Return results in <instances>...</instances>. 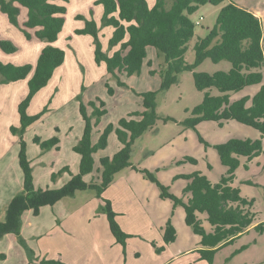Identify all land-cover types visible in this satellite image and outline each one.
<instances>
[{"label": "trees", "instance_id": "trees-1", "mask_svg": "<svg viewBox=\"0 0 264 264\" xmlns=\"http://www.w3.org/2000/svg\"><path fill=\"white\" fill-rule=\"evenodd\" d=\"M57 1L67 3L69 0H0V12L11 25L20 29L27 40L37 39L51 44L58 39L66 24V7L57 4ZM224 1L226 0H155L153 5H149L147 0H94V5L102 7L101 25L112 28L107 51L102 50L94 19H86L84 27L74 32L76 35H89L93 38L95 63H104L106 73L115 77L120 85L123 84L118 76L124 74L130 77L140 73L148 47L154 48L157 57L163 59L160 92H165L176 84L180 73L192 72L206 59L213 63H230L228 71L211 74L193 72L194 86L203 93V99L191 110L183 124L196 131V127L202 122H214L223 126L232 120L251 127L264 136V19L260 20L254 12L229 0L220 9L215 25L204 37L194 33L196 25L190 17L198 8L208 3L220 5ZM22 9L26 10V19L20 24L18 17ZM0 48L7 54L16 51L13 44L7 41H0ZM189 48L194 56L191 63L185 60ZM64 62L65 52L50 45L40 50L33 64L15 66L0 62V85L25 80L30 75L27 81L28 92L17 107L19 125L10 128L11 134L19 138L18 162L24 177L23 189L7 205L4 220L0 222V240L6 234H14L18 244L24 249L28 264H67L60 257L46 259L36 256L20 234L22 214L31 210L37 215L41 207L52 206L79 191H93L101 202L97 213L102 212L107 216L112 236L124 246L129 235L119 226L117 214L113 212L110 201L103 198V193L112 184L114 176L126 168L138 171L145 179L154 183L161 199L169 200L174 207L183 208L185 224L200 238L203 247L195 251L200 260L211 264L222 248L233 244L245 233L250 230L262 233L264 223L257 222L253 211L254 201L242 197L240 190L232 186L234 174L240 166L239 158L243 157L249 162L262 154L261 140L232 138L215 145L219 161L226 167L225 176L218 183L210 182L200 173L177 176L187 180L182 198L169 193L168 187L162 185L153 173L132 165V145L160 119L156 113L157 91L141 93L143 110L129 114V118H121L116 126L108 125L96 143L91 139L94 124L85 105L80 103L79 111L84 128L73 147V151L80 156L79 172L61 188L35 189L22 138L26 130L48 110L45 108L30 115L28 108L33 97L48 85L55 70ZM250 86H259L253 96L246 95L238 100L231 98L232 94ZM106 87L112 94L108 84ZM212 88L216 89L217 95L211 94ZM96 100L99 101V107L95 106V102H90V105L94 107L92 116L99 123L107 111L105 104L98 98ZM133 116L139 119L131 118ZM169 120L172 119L165 118L164 122ZM112 133L117 137L119 150L112 157H101L99 175L96 179L91 177L89 182L86 181L85 176L94 172L93 155L107 147ZM33 140L43 150L52 147L58 149L55 138L43 142L39 137ZM199 140L203 143L201 138ZM184 160L196 163L191 157ZM245 168L247 169V163ZM175 237L176 231L168 220L163 230V244L173 242ZM152 246L155 248V245ZM244 248L241 247L235 253ZM2 259H5V255L0 253V260Z\"/></svg>", "mask_w": 264, "mask_h": 264}, {"label": "rangeland", "instance_id": "rangeland-1", "mask_svg": "<svg viewBox=\"0 0 264 264\" xmlns=\"http://www.w3.org/2000/svg\"><path fill=\"white\" fill-rule=\"evenodd\" d=\"M147 1L149 5H153L155 2V0ZM232 1L244 9L254 12L260 20L264 19V0ZM56 3L66 7V24L58 39L51 44L37 39L27 40L20 29L11 25L7 17L0 12V41L10 42L16 50L14 53L7 54L0 48V62L15 66L33 64L41 48L47 45L65 52V64L55 71L48 86L34 96L32 105L28 109L29 114L30 112L37 114L45 108L48 110L44 114L45 119L31 132L26 130V134L24 133L25 136L23 135L22 138L26 145L25 153L32 170L34 188H61L73 175L79 172L80 156L73 151V147L80 139L84 128V121L79 111L80 103L85 105L86 112L94 124L91 139L93 143H96L99 135L108 125L116 126L121 118H129V114L143 110L141 93L157 91L156 113L160 119L132 145L130 160L132 165L153 173L162 185L168 187L169 193L182 198L187 180L177 176L200 173L212 183H218L225 176L226 167L220 163L215 145L232 138L261 140L263 153L255 157L247 169L245 168V158H239L240 166L234 174L232 186L240 190L242 197L254 201L253 211L256 214L257 222L264 223V136H261L255 129L232 120L223 126H218L214 122H202L196 127V131L186 128L183 124L191 110L203 99V93L194 86L193 72L211 74L216 71H228L231 64L226 61L213 63L206 59L192 72L180 73L176 84H173L167 91L160 92L162 80L160 72L163 59L157 57L154 48L148 47L140 73L130 77L124 74L118 76L119 81L123 84L120 85L115 77L106 73L104 63L100 65L95 63L93 38L89 35H76L74 32L76 29L84 27L86 19H94L100 45L106 52L109 39L112 36V28L103 27L100 23L102 7L94 5L93 0H69L67 3L60 1ZM228 3L229 0H226L220 5L208 3L200 6L190 17L193 22L199 21V25L195 26V35L204 37L207 31L215 25L220 9ZM25 18L26 10L22 9L18 23L24 21ZM262 30L264 36V22ZM193 59V52L189 48L185 54V60L191 63ZM106 84L112 89V94L108 92ZM23 85L21 83L18 84V88L17 85L4 88L0 90V96L4 94L10 95V97L16 96V91ZM8 89L15 90L9 92ZM258 89L259 86H250L232 94L231 98L238 100L246 95L251 97ZM211 94L217 95L218 92L212 88ZM97 98L105 104L107 111L100 118L99 123L92 116L94 107L90 105V102H95V106L99 107ZM131 118L139 119L135 116ZM165 118L172 120L164 122ZM35 137H39L42 142L55 138L58 141V149L52 147L43 150L39 144L34 142ZM118 144L116 135L112 133L108 138L107 147L93 155V179L99 175H97V169H100L99 159L104 156L112 157L119 150ZM42 153L44 155L41 157ZM186 157L194 158L196 163L185 161ZM65 167L67 169H64ZM12 172L9 170L8 174L11 175ZM53 174L54 176H52ZM84 179L89 182L91 176L87 175ZM120 179L125 180L124 183L130 187L133 195L140 202L141 208L150 215V221L154 223L155 228L160 224L166 225L163 219L164 215L170 218L174 206L169 200H161L157 186L145 179L138 171L126 168L113 178L111 184L113 188L110 194L116 198L125 196L123 189L118 185ZM1 196L4 199V192L1 193ZM92 197L96 198L93 191H79L74 196L64 198L60 202L69 209L84 204ZM130 207L135 208L133 205ZM178 208L181 209L180 212L174 213L172 218L174 225L172 226L177 231L176 242L169 243L170 246L168 244L164 246L163 243L160 244V247L155 246L154 251L159 258L156 261L150 260L148 264H166L164 262L168 260L170 253L171 257H179L185 252L203 248L200 238L186 226L183 209L180 206ZM182 216L183 218H181ZM135 219L136 217L133 215L132 220ZM143 219V224L148 223L146 217ZM3 220V217L0 216V222ZM165 225H163L162 233ZM205 226L207 227L208 224L206 223ZM151 238L143 234L129 235L125 245L120 244L123 255L122 264H126L127 253L129 260L134 264L139 259L140 261L147 259L146 254H142L143 249L140 244H151ZM129 240L132 241L129 242ZM163 246L165 247L164 251L156 252V249L162 250ZM241 247L245 248L235 253ZM198 259L199 254L195 252L192 256H183L179 261L180 263L187 262L186 264H209ZM3 260L5 259L0 262ZM211 264H264V229L260 234L250 230L233 244L222 248L215 255Z\"/></svg>", "mask_w": 264, "mask_h": 264}, {"label": "crops", "instance_id": "crops-1", "mask_svg": "<svg viewBox=\"0 0 264 264\" xmlns=\"http://www.w3.org/2000/svg\"><path fill=\"white\" fill-rule=\"evenodd\" d=\"M24 21L19 23L21 24ZM53 76L51 79H53ZM28 77L30 78V76ZM28 77L25 80L0 85V90H3L4 88L15 85H17L16 87L18 88V84H24L16 91V96L13 95L10 97V95L7 96L6 94L0 96V216H2L3 219L8 203L23 189V174L18 164L19 140L16 136L11 134L10 128L19 125L17 107L28 92ZM8 90L12 92V90L15 89ZM32 102L33 99L30 106ZM30 114L34 113L30 112ZM44 119L45 116H42V118L30 126L27 131L31 132ZM118 146L120 147L119 144ZM43 155L42 153L41 157ZM252 160L246 162L247 166ZM9 170L13 171L11 175L8 174ZM99 170L100 169H97V175L99 174ZM90 176L92 177L93 173ZM124 182L125 180L123 179L118 181V185L125 193L124 197L116 198L112 196L110 192L113 185H110L103 193V198L110 201L113 212L117 214L116 221L124 232L129 235L143 234L148 238L155 235L154 238L150 240L151 244H140L143 249L142 254L144 255L145 253L147 259L143 261L139 259L136 264H148L150 260L156 261V259L159 258V256L155 254L152 245L160 247V244L163 243L162 228L165 224H160L155 228L154 223L150 221V215L141 208L140 202L135 195H133L130 187ZM2 192H4V199L1 196ZM132 205L135 206V208L132 209L130 207ZM98 206H101L100 200L92 197L84 204L69 209L58 201L52 206L42 207L37 215H33L32 211L28 210L22 214L20 234L38 257H45L46 259H57L60 257L61 260L67 264H122V248L110 232L107 216L102 212L97 213ZM178 207L179 206H175L172 208L170 218L164 215V223L168 220L172 223L174 213L180 212L181 210ZM133 215L136 217L135 220H132ZM142 217H146L148 223L143 224L144 219ZM181 218H183V216ZM176 240L177 235L173 243H175ZM131 241L132 240H129V242ZM170 244L168 245L170 246ZM164 246L162 250L156 252L164 251ZM196 250L185 252L179 257H171L172 254L170 253L168 260L164 263L186 264L187 262L180 263L179 259L187 255L192 256V254H195ZM0 253L6 254H4L5 260L1 261L0 264H28L24 249L18 244L14 234H6L0 240ZM126 264H134L129 260L128 253L126 256Z\"/></svg>", "mask_w": 264, "mask_h": 264}, {"label": "built area", "instance_id": "built-area-1", "mask_svg": "<svg viewBox=\"0 0 264 264\" xmlns=\"http://www.w3.org/2000/svg\"><path fill=\"white\" fill-rule=\"evenodd\" d=\"M201 19V18H200ZM195 25H199V21H195L194 22Z\"/></svg>", "mask_w": 264, "mask_h": 264}]
</instances>
